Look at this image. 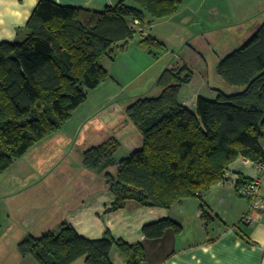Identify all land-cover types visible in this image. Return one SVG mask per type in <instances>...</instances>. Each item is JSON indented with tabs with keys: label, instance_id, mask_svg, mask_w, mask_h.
<instances>
[{
	"label": "trees",
	"instance_id": "1",
	"mask_svg": "<svg viewBox=\"0 0 264 264\" xmlns=\"http://www.w3.org/2000/svg\"><path fill=\"white\" fill-rule=\"evenodd\" d=\"M183 2L120 0L97 11L39 0L23 37L0 42V174L67 122L90 90L109 76L104 60L113 59L137 33L140 46L154 58L161 56L167 46L145 34L144 27L174 15ZM217 73L240 90H219L216 98L200 95L192 111L179 96L194 72L174 58L156 79L160 92L136 97L125 110L141 135L140 146L118 159L122 143L112 135L83 152L85 168L102 175L115 195L109 211L124 208L129 200L168 209L185 199L203 201V194L225 180L237 158L264 159V21L241 46L220 58ZM252 179L239 175L237 190L241 193ZM201 208L209 219L205 205ZM168 228L183 231L172 218L143 231L155 239ZM113 247L127 264H147L143 243L117 239L110 230L100 239H89L64 225L58 235L47 230L19 243L21 254L40 264H72L81 258L86 264H113Z\"/></svg>",
	"mask_w": 264,
	"mask_h": 264
},
{
	"label": "crops",
	"instance_id": "2",
	"mask_svg": "<svg viewBox=\"0 0 264 264\" xmlns=\"http://www.w3.org/2000/svg\"><path fill=\"white\" fill-rule=\"evenodd\" d=\"M54 1L60 4L81 6L90 10L100 11L105 5H114L120 0ZM198 1L184 0L183 5L174 15L159 19L157 22L154 21L151 25H146L144 33L153 34L168 46L172 38H180L183 27L197 23L195 20L197 19L196 13H200L198 8L205 7L207 0H200L199 4ZM38 2L39 0H0V42L23 37L25 25ZM213 8L215 7L211 5L209 10L214 11ZM261 23L258 21L248 29L243 27V32H240L241 38H236L238 44L231 46V48L226 50L227 52L225 51L223 54L218 55L212 71L205 67L206 58L202 52V47L209 49L207 45L210 42L206 39V32L210 30L193 34L190 32L185 34L186 37L182 34L180 44L172 42L169 45V51L172 49L171 51L174 52L176 47L184 45L185 38L190 39L188 43L191 47L193 46L190 50L192 53L185 58H181L179 55L176 58L187 62L193 72L194 66L199 65L198 62L204 63L200 56L205 61L200 70V74L203 77L202 82L199 83V88H194L190 98L183 97L181 94L179 96L180 101L184 105L191 108L192 104H194V110H196L197 98L200 95H208L207 97L214 98L219 90L228 93L240 90L239 87L227 84L217 73V64L220 58L234 50L235 47H239L240 41L244 43L255 33ZM130 44L131 42L129 41L125 47L118 48L116 54L118 51L126 52ZM139 50L143 55L149 54L140 45ZM116 54L113 59L104 60L103 65L106 69H109L112 61L116 59ZM157 62L159 61H150L148 68L154 67ZM169 64L170 62L167 65ZM210 77L213 78V86H211L209 81ZM121 119L120 128L128 127L131 124L127 119L126 112H123ZM113 130V133L109 132V136L114 135L121 140L123 137H121L119 128ZM123 135L127 136L128 134H125L124 131ZM133 136L135 140L134 145L131 147L132 150L141 144V135L137 128L133 130ZM121 143L122 149L123 142ZM262 144L264 146V138ZM90 145L94 146L97 144L86 141L77 152L80 165L72 167L79 171L82 176L80 182L74 184L72 189L74 191V200L72 202L68 200L66 208L63 210L52 211L54 216L45 224L43 232L51 230L58 235L64 225H69L86 238L100 239L104 236L106 230H110L117 239L131 244L143 243L146 249L147 264H264V206L255 213L253 222L245 223L244 218L249 213V205L241 199L246 197L241 195L236 188V180L239 175H243L246 178L260 177V173L256 170L251 160L239 157L232 162L226 172L225 180L207 190L202 196L203 201L185 199L168 209L144 206L135 200H129L124 208L117 211H109L108 209L115 200V195L109 190L105 178L81 165L83 152L91 147ZM68 190L70 191V189ZM260 194L264 203V177L261 180ZM201 204L205 205L209 219H205L202 216ZM166 218L178 221L183 227L182 233L176 234L172 228H168L164 235L159 238L150 239L145 235L144 226ZM188 235H192L194 240L186 242ZM110 258L113 264H127L125 257L117 247L112 248ZM24 261L26 264H40L30 255L24 257ZM72 264L86 263L81 258Z\"/></svg>",
	"mask_w": 264,
	"mask_h": 264
},
{
	"label": "rangeland",
	"instance_id": "3",
	"mask_svg": "<svg viewBox=\"0 0 264 264\" xmlns=\"http://www.w3.org/2000/svg\"><path fill=\"white\" fill-rule=\"evenodd\" d=\"M211 5L215 7L214 11L209 10ZM198 9L197 23L183 27L180 38H172L171 43L168 46L166 44L167 50L158 58L141 53L138 44L141 36L137 33L130 40L126 52H117L116 59L107 69V79L90 90L85 102L67 122L58 131L33 145L0 174V264H26L19 243L30 234L40 235L45 224L54 216L52 211L63 210L68 200H74L72 189L82 176L72 167L80 165L77 152L86 141L98 144L109 136L110 131L113 133V129L119 128L123 148L117 158L130 153L136 127L127 118L132 127L120 128L123 112L140 95L156 96L160 92V88L155 85L156 79L167 64L178 55L185 58L192 53L190 50L193 46L188 43L190 39L185 38L184 45L176 47L174 52L168 48L172 42L180 44L182 34L186 37L185 34L190 32L210 30L206 32L209 49L202 47V52L206 58L205 67L212 71L218 55L238 44L236 38H241L243 27L248 29L258 21H264V0H207L205 7ZM242 43L240 41L238 46ZM200 57L205 63L204 58ZM156 60L159 62L148 68L149 62ZM204 63L198 62L199 65L194 66L193 79L183 85L181 96L190 98L194 88H199L203 77L200 70ZM209 81L213 86L212 77ZM189 109L196 111L194 104ZM124 131L127 136H122ZM81 165L84 167L83 161ZM112 170L115 171V168ZM241 199L250 209L251 202L247 198ZM193 240L192 235L186 237V242Z\"/></svg>",
	"mask_w": 264,
	"mask_h": 264
},
{
	"label": "built area",
	"instance_id": "4",
	"mask_svg": "<svg viewBox=\"0 0 264 264\" xmlns=\"http://www.w3.org/2000/svg\"><path fill=\"white\" fill-rule=\"evenodd\" d=\"M135 23H138V21L136 20ZM252 162L256 170L260 173V177L253 178L241 188V193L251 202L249 213L244 218L245 223L248 224L255 220V213L264 206L260 194L261 180L264 177V159Z\"/></svg>",
	"mask_w": 264,
	"mask_h": 264
}]
</instances>
